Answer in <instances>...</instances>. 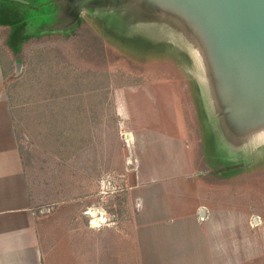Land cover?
Masks as SVG:
<instances>
[{"label": "rangeland", "instance_id": "1", "mask_svg": "<svg viewBox=\"0 0 264 264\" xmlns=\"http://www.w3.org/2000/svg\"><path fill=\"white\" fill-rule=\"evenodd\" d=\"M139 1L86 10L65 28L40 31L41 15L19 32L0 25L24 172L38 208L53 209L42 243L57 222L73 228L77 264H264V137L241 147L224 118L209 114L198 42L175 37L179 27L174 34ZM60 7L67 3L48 4V17ZM201 203L250 214L254 250L228 249L220 260L198 238L188 248L185 237L167 236ZM91 207L105 219L94 228Z\"/></svg>", "mask_w": 264, "mask_h": 264}, {"label": "water", "instance_id": "2", "mask_svg": "<svg viewBox=\"0 0 264 264\" xmlns=\"http://www.w3.org/2000/svg\"><path fill=\"white\" fill-rule=\"evenodd\" d=\"M141 1L138 6L171 21V31L179 27L175 37L192 36L198 42V58L208 66L205 90L214 98L209 114L224 118L227 129L240 136L241 147L264 137V0Z\"/></svg>", "mask_w": 264, "mask_h": 264}, {"label": "crops", "instance_id": "3", "mask_svg": "<svg viewBox=\"0 0 264 264\" xmlns=\"http://www.w3.org/2000/svg\"><path fill=\"white\" fill-rule=\"evenodd\" d=\"M3 79L0 57V264H74L73 258L77 264V259L81 262L83 251L76 245L74 247L67 245L72 237L70 232L73 230L67 223L55 222L51 225L47 237L48 244L42 243L40 235L42 219L49 220L53 209L48 207L46 212H35L38 205L32 198L24 172L19 139L15 123L12 122L11 107L4 94ZM129 134L130 138H127L132 140V135ZM249 215L235 210H229L227 213L224 208L201 203L193 215L184 217L181 232L175 231L177 226L175 225L167 236L185 237L186 242L191 243L188 248L195 247L198 238L200 243L203 242L212 250L214 257L221 260L228 249L237 254L254 250L255 247L252 245L258 244L259 234L249 226ZM92 222L89 220V226L94 228ZM76 232L77 229L74 227V237Z\"/></svg>", "mask_w": 264, "mask_h": 264}, {"label": "flooded vegetation", "instance_id": "4", "mask_svg": "<svg viewBox=\"0 0 264 264\" xmlns=\"http://www.w3.org/2000/svg\"><path fill=\"white\" fill-rule=\"evenodd\" d=\"M30 3V10L33 12V16L41 15V23L39 24V30H53L59 26V28H65V26H69L70 18L75 17L78 18L79 15L86 10H94L112 6L114 4H119L121 2H127V0H50V3L40 2L39 0H27ZM51 2L56 4V7L60 4V6L65 5L67 3V8L60 7L59 14H56L55 19H51L48 17L50 13H54V11L49 12L47 6L51 5ZM69 4V9H68ZM71 4V5H70ZM50 8V7H49ZM53 10V9H52ZM66 12L64 13V11ZM46 11L49 13L46 14ZM62 12V13H61ZM63 14V15H62ZM46 15V16H44ZM54 15V14H53ZM63 21H60V20ZM65 21V22H64ZM67 21V22H66ZM67 24V25H66Z\"/></svg>", "mask_w": 264, "mask_h": 264}, {"label": "trees", "instance_id": "5", "mask_svg": "<svg viewBox=\"0 0 264 264\" xmlns=\"http://www.w3.org/2000/svg\"><path fill=\"white\" fill-rule=\"evenodd\" d=\"M31 3V2H30ZM29 2H20L16 0H0V25L11 26L12 29L23 31L32 19L33 12L30 10Z\"/></svg>", "mask_w": 264, "mask_h": 264}, {"label": "built area", "instance_id": "6", "mask_svg": "<svg viewBox=\"0 0 264 264\" xmlns=\"http://www.w3.org/2000/svg\"><path fill=\"white\" fill-rule=\"evenodd\" d=\"M91 208H94V207H91ZM90 209L88 211H86V214L90 216V218H91L90 221H93L94 220V215H93L94 213H92L93 211L91 212ZM252 221H253L254 224L257 225V224H259L261 222V218L259 216H255Z\"/></svg>", "mask_w": 264, "mask_h": 264}, {"label": "bare ground", "instance_id": "7", "mask_svg": "<svg viewBox=\"0 0 264 264\" xmlns=\"http://www.w3.org/2000/svg\"><path fill=\"white\" fill-rule=\"evenodd\" d=\"M127 137L130 138V134H129V133L127 134ZM262 138H263V137H262ZM91 209H92V208H91ZM91 209H90V211L92 212ZM94 209H95V208H94ZM95 211H96V210H95ZM99 212H100V214L102 215V212H101V211H99ZM92 213H93V212H92ZM96 213H97V212H96ZM93 215H94V220H93V222H92V223H93V226H97V224H99V223H98L99 221H100V222L105 221L104 217L101 218V219L99 218V220L97 221L96 218L98 217V215H97V214H96V215L93 214Z\"/></svg>", "mask_w": 264, "mask_h": 264}]
</instances>
